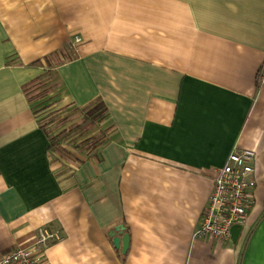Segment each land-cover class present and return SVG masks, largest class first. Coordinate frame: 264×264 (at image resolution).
<instances>
[{"label":"crops","instance_id":"crops-1","mask_svg":"<svg viewBox=\"0 0 264 264\" xmlns=\"http://www.w3.org/2000/svg\"><path fill=\"white\" fill-rule=\"evenodd\" d=\"M65 50L48 101L101 99L111 127L71 161L23 91ZM236 148L257 154L254 205L237 242L209 243V172ZM40 228L63 238L44 264H264V0H0V257Z\"/></svg>","mask_w":264,"mask_h":264},{"label":"built area","instance_id":"built-area-1","mask_svg":"<svg viewBox=\"0 0 264 264\" xmlns=\"http://www.w3.org/2000/svg\"><path fill=\"white\" fill-rule=\"evenodd\" d=\"M75 43L81 38L75 36ZM227 163L212 168L213 191L208 197L196 237L209 243L222 244L232 240V228L247 222L255 201L257 154L251 150L235 149ZM38 239L29 248H19L0 257V264H44L45 255L52 243L63 240L58 232L40 228Z\"/></svg>","mask_w":264,"mask_h":264},{"label":"trees","instance_id":"trees-1","mask_svg":"<svg viewBox=\"0 0 264 264\" xmlns=\"http://www.w3.org/2000/svg\"><path fill=\"white\" fill-rule=\"evenodd\" d=\"M68 52V51H67ZM66 50L61 52V56L59 57H52V58H45L46 64L48 67L55 68V65H60L59 63L65 64L66 62H69L70 60H73L71 54H67ZM69 53V52H68ZM35 65L40 66L41 62L38 61L35 63ZM46 76V75H44ZM40 77L38 79H35L33 82L29 83L23 91H25V94L27 96V99L31 105L36 104V101H40L45 99L47 96L52 93V90H49L50 84L46 81V77ZM74 108V107H72ZM67 112L69 111V107H65L59 110H52L51 115L57 116V114L63 113L62 111ZM81 111V114H83V122H86L88 124V127H92L93 129L96 127V125L101 124L103 121H105L109 117V110L101 99L93 100L90 104H88L85 108H83ZM71 122L70 115L65 117L63 120V124L67 125ZM74 124V123H73ZM42 128L46 131L47 135L49 136V141L51 143V146L49 150L56 151L55 153L57 156L63 157V158H69L71 160V157L74 156L69 151H66L64 148L59 147L58 137L59 135H54L53 132L47 130L45 126L42 124ZM111 127L107 128L103 132L95 133V131L91 132V136L88 137L86 141H83V145L80 146L79 150H84L83 152H87L89 154L93 153L94 151H97V148H104L110 143V132L109 130ZM85 148V149H84ZM81 164H83V161H79Z\"/></svg>","mask_w":264,"mask_h":264},{"label":"rangeland","instance_id":"rangeland-1","mask_svg":"<svg viewBox=\"0 0 264 264\" xmlns=\"http://www.w3.org/2000/svg\"><path fill=\"white\" fill-rule=\"evenodd\" d=\"M44 64L47 70V74L45 76L46 81L49 83L53 81L52 83H54V85H52V83L50 84L49 90H52L51 91L52 93H50V95L52 94V96L55 97L56 95H58L59 93L58 88L60 87L56 85L57 84L56 80L50 81V77H48V75H50V73L52 72V68L47 66L46 61ZM58 66L59 65H55V67H58ZM50 95L47 96L43 100L36 101L35 102L36 104H34V106H35V110L37 113L36 116L39 117V119L41 120L45 128L53 132L54 135H59L58 140H57L59 142V147L64 148L66 151H69V152L71 151L70 153H72L73 151H76L77 149H79L81 145H83V141H86L88 137L91 136L90 134L91 132L95 131L97 133L99 132L101 133L105 129H107L106 127H108L109 123L108 122L105 123L104 121L101 124L96 125L95 129H93L92 127H88V124L86 122H83L82 120L83 114H79L74 111L69 113L72 123H68L67 125H64L63 120L65 117L69 115L66 114L67 112H65V110L62 111L63 113L57 114V116L51 115L52 110L58 109V106H57L58 103L56 102L55 104H53L54 102L48 101L49 99L53 98L52 96L50 97ZM110 138L111 137H109V139ZM83 151L84 150L82 149L80 152L84 153ZM55 152L56 151L53 150L50 154H52V156L55 157L57 155ZM80 152L77 151L78 154H80ZM85 153L84 155H82L83 157H87V154ZM66 159L69 160V158H66ZM77 160H78V157H77Z\"/></svg>","mask_w":264,"mask_h":264},{"label":"water","instance_id":"water-1","mask_svg":"<svg viewBox=\"0 0 264 264\" xmlns=\"http://www.w3.org/2000/svg\"><path fill=\"white\" fill-rule=\"evenodd\" d=\"M243 230L242 226H234L232 228V235L233 236V240L234 242H237L239 239V235H241V232ZM114 245L116 249H120L121 244H123V254H126V252L129 249V244H130V238H124V239H118V238H114Z\"/></svg>","mask_w":264,"mask_h":264},{"label":"bare ground","instance_id":"bare-ground-1","mask_svg":"<svg viewBox=\"0 0 264 264\" xmlns=\"http://www.w3.org/2000/svg\"><path fill=\"white\" fill-rule=\"evenodd\" d=\"M111 137V136H110Z\"/></svg>","mask_w":264,"mask_h":264}]
</instances>
